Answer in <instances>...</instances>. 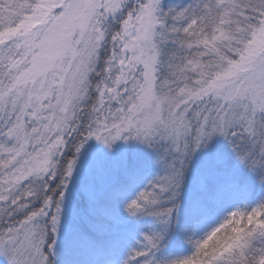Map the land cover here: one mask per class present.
<instances>
[{
  "label": "snow or ice",
  "instance_id": "6c2138e0",
  "mask_svg": "<svg viewBox=\"0 0 264 264\" xmlns=\"http://www.w3.org/2000/svg\"><path fill=\"white\" fill-rule=\"evenodd\" d=\"M0 264H264V0H0Z\"/></svg>",
  "mask_w": 264,
  "mask_h": 264
},
{
  "label": "rangeland",
  "instance_id": "374dc122",
  "mask_svg": "<svg viewBox=\"0 0 264 264\" xmlns=\"http://www.w3.org/2000/svg\"><path fill=\"white\" fill-rule=\"evenodd\" d=\"M172 2H176V0H172Z\"/></svg>",
  "mask_w": 264,
  "mask_h": 264
}]
</instances>
